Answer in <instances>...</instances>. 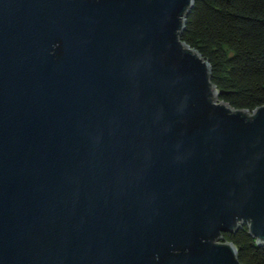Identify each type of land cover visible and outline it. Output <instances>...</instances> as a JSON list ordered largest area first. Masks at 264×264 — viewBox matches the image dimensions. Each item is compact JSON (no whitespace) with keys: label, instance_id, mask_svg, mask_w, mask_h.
Instances as JSON below:
<instances>
[{"label":"water","instance_id":"95a60500","mask_svg":"<svg viewBox=\"0 0 264 264\" xmlns=\"http://www.w3.org/2000/svg\"><path fill=\"white\" fill-rule=\"evenodd\" d=\"M194 0H0V264H242L264 246V104L218 100Z\"/></svg>","mask_w":264,"mask_h":264},{"label":"trees","instance_id":"16d2710c","mask_svg":"<svg viewBox=\"0 0 264 264\" xmlns=\"http://www.w3.org/2000/svg\"><path fill=\"white\" fill-rule=\"evenodd\" d=\"M180 38L208 62L218 100L249 112L264 104V0H194ZM222 235L242 264H264L246 224Z\"/></svg>","mask_w":264,"mask_h":264}]
</instances>
